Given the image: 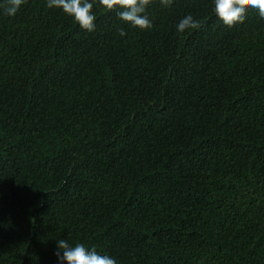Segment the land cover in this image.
I'll list each match as a JSON object with an SVG mask.
<instances>
[{"label":"trees","instance_id":"16d2710c","mask_svg":"<svg viewBox=\"0 0 264 264\" xmlns=\"http://www.w3.org/2000/svg\"><path fill=\"white\" fill-rule=\"evenodd\" d=\"M6 7L0 264H61L60 239L117 264H264L258 10L227 27L214 0H155L141 31L94 5L88 32L47 0Z\"/></svg>","mask_w":264,"mask_h":264},{"label":"clouds","instance_id":"9594fccd","mask_svg":"<svg viewBox=\"0 0 264 264\" xmlns=\"http://www.w3.org/2000/svg\"><path fill=\"white\" fill-rule=\"evenodd\" d=\"M154 2L155 0H47V7L62 9L81 29L88 32L95 30L94 5L108 11L119 9L117 16L121 21L143 31L153 27L147 8ZM23 3L25 0H7L5 14L14 16ZM159 3L163 7H171L173 0H159ZM249 9L258 10L259 16L264 18V0H214V12L227 27L243 23ZM200 27V21L195 20L192 15H187L179 21L177 31L183 33L187 29ZM120 35H126L123 28L120 29ZM57 248L55 254L61 264L65 261L66 264H117L115 258L98 253L94 246L91 249L82 243L72 246L65 239H60Z\"/></svg>","mask_w":264,"mask_h":264}]
</instances>
